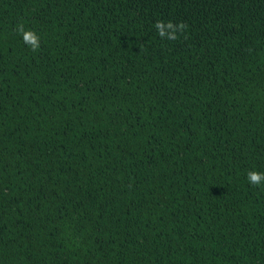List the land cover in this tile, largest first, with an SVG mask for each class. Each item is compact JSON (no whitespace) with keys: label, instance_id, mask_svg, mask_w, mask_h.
I'll list each match as a JSON object with an SVG mask.
<instances>
[{"label":"trees","instance_id":"trees-1","mask_svg":"<svg viewBox=\"0 0 264 264\" xmlns=\"http://www.w3.org/2000/svg\"><path fill=\"white\" fill-rule=\"evenodd\" d=\"M251 170L264 0H0V264H264Z\"/></svg>","mask_w":264,"mask_h":264},{"label":"clouds","instance_id":"clouds-1","mask_svg":"<svg viewBox=\"0 0 264 264\" xmlns=\"http://www.w3.org/2000/svg\"><path fill=\"white\" fill-rule=\"evenodd\" d=\"M154 27L158 35L163 39L175 40L177 33L182 32L185 28L183 23L173 24L172 22L157 21ZM17 32L22 36L25 44H27L32 51H37L40 47V38L35 31L25 29L23 24L18 25ZM247 179L250 184L256 186L264 183V173L251 170L247 173Z\"/></svg>","mask_w":264,"mask_h":264}]
</instances>
